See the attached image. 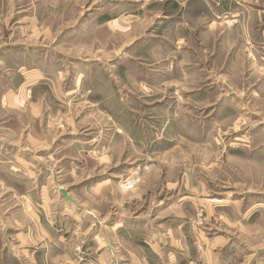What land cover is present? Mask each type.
Returning a JSON list of instances; mask_svg holds the SVG:
<instances>
[{"label":"rangeland","instance_id":"obj_1","mask_svg":"<svg viewBox=\"0 0 264 264\" xmlns=\"http://www.w3.org/2000/svg\"><path fill=\"white\" fill-rule=\"evenodd\" d=\"M0 264H264V0H0Z\"/></svg>","mask_w":264,"mask_h":264},{"label":"water","instance_id":"obj_2","mask_svg":"<svg viewBox=\"0 0 264 264\" xmlns=\"http://www.w3.org/2000/svg\"><path fill=\"white\" fill-rule=\"evenodd\" d=\"M60 192H61L63 198L74 203V201L68 196V193L65 189H60Z\"/></svg>","mask_w":264,"mask_h":264},{"label":"bare ground","instance_id":"obj_3","mask_svg":"<svg viewBox=\"0 0 264 264\" xmlns=\"http://www.w3.org/2000/svg\"><path fill=\"white\" fill-rule=\"evenodd\" d=\"M135 173H136V172H135ZM135 173H134V174H135ZM136 174H137V173H136ZM132 175H133V174H132ZM133 179H134V177H133ZM134 180H135V179H134ZM131 181H132V180H131ZM128 183H129V182H128Z\"/></svg>","mask_w":264,"mask_h":264}]
</instances>
